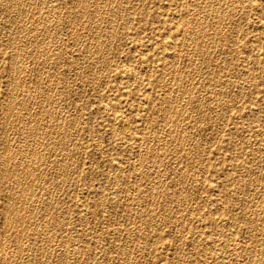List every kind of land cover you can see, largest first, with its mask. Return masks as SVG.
Listing matches in <instances>:
<instances>
[{
	"label": "rangeland",
	"instance_id": "374dc122",
	"mask_svg": "<svg viewBox=\"0 0 264 264\" xmlns=\"http://www.w3.org/2000/svg\"><path fill=\"white\" fill-rule=\"evenodd\" d=\"M14 1L0 0V264H20L22 254L21 264H264V0ZM106 5L109 11L104 12Z\"/></svg>",
	"mask_w": 264,
	"mask_h": 264
},
{
	"label": "bare ground",
	"instance_id": "6f19581e",
	"mask_svg": "<svg viewBox=\"0 0 264 264\" xmlns=\"http://www.w3.org/2000/svg\"><path fill=\"white\" fill-rule=\"evenodd\" d=\"M5 1H6V0H5ZM10 1H12V0H10ZM15 1H17V0H15ZM15 1H14V2H15ZM80 1H81V0H80ZM85 1H86V0H85ZM85 1L83 0V3H85ZM88 1H89V0H88ZM104 1H106V0H104ZM108 1H109V0H108ZM118 1H119V0H118ZM126 1H127V0H126ZM126 1L123 0V2H126ZM142 1H143V0H142ZM197 1H198V0H197ZM208 1H209V0H208ZM212 1H213V0H212ZM214 1H216V0H214ZM225 1H226V0H225ZM38 2H39V1H38ZM51 2H52V1H51ZM55 2H56V0H55ZM94 2H96V1H94ZM111 2H112V1H111ZM115 2H116V1H115ZM222 2H223V1H222ZM244 2H245V1H244ZM246 2H247V1H246ZM9 3H10V2H9ZM12 3H13V2H11V4H12ZM41 3H42V2H41ZM77 3H78V2H77ZM97 3H100V1H99V2H96V4H97ZM101 3H102V2H101ZM101 3H100V4H101ZM108 3H109V2H108ZM108 3H107V4H108ZM118 3H119V2H118ZM121 3H122V2H121ZM121 3H120V4H121ZM141 3H142V2H141ZM165 3H166V2H165ZM203 3H204V2H203ZM210 3H211V2H210ZM220 3H221V0H220ZM224 3H227V2H224ZM3 4H4V3H3ZM11 4H10V7H11ZM13 4H14V3H13ZM38 4L40 5V2H39ZM51 4H52V3H51ZM75 4H76V2H75ZM87 4H88V3H87ZM90 4H91V2H90ZM102 4H104V3H102ZM109 4H111V3H109ZM124 4H125V3H124ZM124 4H123V5H124ZM129 4H130V3H129ZM129 4H128V6H129ZM157 4H158V3H157ZM208 4H209V3H208ZM0 5H1V4H0ZM4 5H5V4H4ZM7 5H8V4H7ZM55 5H56V4H55ZM55 5H54V6H55ZM192 5H193V4H192ZM204 5H205V4H204ZM227 5H228V4H227ZM1 6H2V5H1ZM5 6H6V5H5ZM69 6H70V5H69ZM73 6H74V5H73ZM75 6H76V5H75ZM77 6H78V5H77ZM81 6H82V4H81ZM88 6H89V5H88ZM88 6H87V7H88ZM97 6H98V4H97ZM102 6H103V5H102ZM102 6H101V7H102ZM109 6H110V5H109ZM112 6H113V5H112ZM112 6H111V7H112ZM117 6H118V5H117ZM119 6H120L119 8H121V10H122L123 6H121V5H119ZM208 6H210V5H208ZM220 6H221V5H220ZM238 6H239V5H238ZM7 7H8V6H7ZM39 7H40V6H39ZM60 7H61V6H60ZM99 7H100V6H99ZM107 7H108V6L106 5V9H105L104 12H106V10L109 11V10H108L109 7H108V8H107ZM113 7H116V5L113 6ZM113 7H112V8H113ZM125 7H126V6H125ZM163 7H164V6H163ZM200 7H201V4H200ZM205 7H206V6H205ZM230 7H232V6H230ZM50 8H51V7H50ZM50 8H48V10H49ZM72 8L74 9V7H72ZM75 8H76V7H75ZM112 8H111V10H112ZM116 8H117V7H116ZM116 8H115V9H116ZM126 8H127V7H126ZM191 8H192V7H191ZM198 8H199V7H198ZM203 8H204V7H203ZM206 8H207V7H206ZM210 8H211V6H210ZM236 8H237V7H236ZM6 9H7V8H6ZM8 9H9V8H8ZM43 9H44V8H43ZM57 9H58V8H57ZM89 9H90V8H89ZM102 9H103V8H102ZM146 9H147V8H146ZM160 9H161V7H160ZM212 9H213V8H212ZM241 9H242V8H241ZM44 10H45V9H44ZM52 10H53V8H52ZM52 10H51V11H52ZM59 10H61V9H59ZM79 10H81V7H80ZM84 10H85V9H84ZM84 10H82L81 13H82ZM98 10H100V9L97 8V11H98ZM128 10H129V9H128ZM131 10H132V9H131ZM168 10H169V9H168ZM205 10H207V9H205ZM210 10H211V9H210ZM217 10H218V9H217ZM222 10H223V8H222ZM237 10H239V9H237ZM8 11H9V10H8ZM55 11H58V10H55ZM55 11H54V12H55ZM70 11H71V9H70ZM72 11H73V10H72ZM113 11H114V8H113ZM115 11H116V14H117V12H118L119 10L117 11V9H116ZM165 11H166V10H165ZM202 11H203V10H202ZM208 11H209V10H208ZM218 11L220 12L221 10L219 9ZM224 11H225V10H224ZM228 11H229V10H228ZM228 11H227V12H228ZM233 11H234V10H233ZM54 12H53V13H54ZM79 12H80V11H79ZM95 12H96V11H95ZM102 12H103V10H102ZM120 12H121V11H120ZM215 12H216V11H215ZM219 12H218V13H219ZM221 12H222V11H221ZM227 12H226V13H227ZM230 12H231V11H230ZM236 12H237V11H236ZM44 13H45V11H44ZM57 13H58V12H57ZM57 13H56V14H57ZM75 13H77V12H75ZM86 13H87V12H86ZM88 13H89V11H88ZM145 13H146V12H145ZM171 13H172V12H171ZM202 13H203V12H202ZM207 13H208V12H207ZM224 13H225V12H224ZM56 14H55V15H56ZM58 14H59V13H58ZM69 14H71V13H69ZM77 14H78V13H77ZM91 14H92V13H91ZM99 14H100V12H99ZM99 14H98V15H99ZM108 14H109V13H108ZM139 14H140V13H139ZM233 14H234V13H233ZM245 14H246V13H245ZM46 15H47V14H46ZM51 15H52V12H51ZM93 15H94V14H93ZM93 15H92V16H93ZM98 15H96V16L94 15V16L97 18ZM100 15H101V14H100ZM109 15H110V14H109ZM189 15H190V14H189ZM220 15H221V14H220ZM220 15H219V16H220ZM229 15H230V14H229ZM229 15H228V16H229ZM48 16H49V15H48ZM52 16H53V15H52ZM56 16H57V15H56ZM94 16H93V17H94ZM106 16H107V15H106ZM110 16H111V15H110ZM133 16H135V15H133ZM165 16H166V15H165ZM199 16H200V15H199ZM50 17H51V16H50ZM50 17H49V18H50ZM54 17H55V16H54ZM69 17H70V16H69ZM77 17H79V16H77ZM82 17H83V16H82ZM85 17H86V16H85ZM85 17H84V18H85ZM87 17H89V16H87ZM101 17H102V16H101ZM108 17H109V16H108ZM202 17H203V16H202ZM204 17H205V16H204ZM212 17H213V16H212ZM215 17H218V16H215ZM220 17H221V16H220ZM234 17H235V16H234ZM49 18L47 17V19H49ZM71 18H72V17H71ZM71 18H70V19H71ZM79 18H80V17H79ZM91 18H92V17H91ZM91 18H89V20H90ZM105 18H106V17H105ZM111 18H112V16H111ZM113 18H114V21H115V16H114ZM116 18H117L116 21H118V17H116ZM134 18H135V17H134ZM176 18H177V17H176ZM180 18H181V17H180ZM228 18H230V16H229ZM232 18H233V16H232ZM45 19H46V17H45ZM45 19H44V20H45ZM47 19H46V20H47ZM53 19H54V18H53ZM59 19H60V18H59ZM102 19L104 20V16L102 17ZM132 19H133V18H132ZM132 19H131V20H132ZM145 19H146V18H145ZM205 19H207V17H206ZM211 19H212V18H211ZM49 20H50V19H49ZM65 20H66V19H65ZM67 20H68V19H67ZM75 20H76V19H75ZM100 20H101V18H100L99 20H97V21L100 22ZM109 20H110V17H109ZM128 20H129V19H128ZM131 20H130V21H131ZM134 20H135V19H134ZM196 20H197V19H195V21H196ZM218 20H219V19H218ZM218 20H217V22H218ZM225 20H226V19H225ZM77 21H78V20H77ZM77 21H76V22H77ZM84 21L86 22V20H84ZM92 21H93V20H92ZM101 21H102V20H101ZM202 21H203V20H202ZM205 21H206V20H205ZM215 21H216V20H215ZM219 21H220V20H219ZM221 21H222V20H221ZM52 22H54V20H52ZM87 22H88V21H87ZM109 22H110V21H109ZM128 22H129V21H128ZM198 22H199V21H198ZM232 22H233V21H232ZM67 23L69 24V22H67ZM74 23H75V22H74ZM95 23H96V22H95ZM95 23H94V24H95ZM100 23H101V22H100ZM100 23H99V24H100ZM115 23H116V22H114V24H115ZM126 23H127V22H126ZM194 23H195V22H194ZM194 23H193V24H194ZM201 23H202V22H201ZM204 23L206 24V22H204ZM227 23H228V22H227ZM43 24H46V23L43 22ZM52 24H53V23H52ZM52 24H51V26H53ZM70 24H71V23H70ZM72 24H73V23H72ZM84 24H85V23H84ZM97 24H98V23H97ZM110 24H111V23H109L108 25H110ZM112 24H113V23H112ZM114 24H113V26H114ZM116 24H118V23H116ZM190 24H191V23H190ZM195 24H196V23H195ZM220 24H221V23H219V25H220ZM224 24H225V23H224ZM229 24H230V23H229ZM259 24H260V23H258V25H259ZM61 25H62V24H61ZM89 25H90V24H89ZM92 25H93V23H92ZM123 25H124V24H123ZM123 25H122V26H123ZM182 25H183V24H182ZM202 25L204 26V24H202ZM202 25H201V26H202ZM210 25H211V24H210ZM219 25H218V26H219ZM226 25H227V24H226ZM44 26H45V25H44ZM70 26H71V25H70ZM117 26H118V25H117ZM126 26H127V25H125L124 27L126 28ZM192 26H193V25H192ZM194 26H195V25H194ZM194 26H193V27H194ZM207 26H208V25H207ZM215 26H217V25H215ZM215 26H214V27H215ZM222 26H223V25H222ZM224 26H225V25H224ZM229 26H230V25H229ZM231 26H232V25H231ZM59 27H61V26H59ZM85 27H86V25H85ZM88 27H89V26H88ZM88 27H87V29H88ZM95 27H96V25H95ZM95 27H94V28H95ZM104 27H105V26H104ZM108 27H109V26H108ZM119 27H120V26H119ZM198 27H199V25H198ZM204 27H205V26H204ZM208 27H209V26H208ZM49 28H50V27H49ZM49 28L47 27V29H49ZM90 28H91V26H90ZM90 28H89V29H90ZM97 28L99 29V27H97ZM97 28H96V29H97ZM111 28H112V27H111ZM117 28H118V27H117ZM121 28H122V27H121ZM205 28H206V27H205ZM205 28H204V30H205ZM209 28H210V27H209ZM215 28H216V27H215ZM215 28H213V30H214ZM261 28H262V27H261ZM51 29H52V28H51ZM51 29H50V30H51ZM87 29H86V30H87ZM102 29H103V28H101V30H102ZM113 29H115V28L113 27ZM189 29H190V28H189ZM197 29H198V28H197ZM221 29H222V28H221ZM240 29H241V28H240ZM50 30H49V31H50ZM90 30L92 31V28H91ZM94 30H95V29H94ZM106 30H108V29H106ZM109 30H110V28H109ZM125 30H126V29H125ZM195 30H196V29H195ZM261 30L263 31V30H264V27H263V29H261ZM45 31H46V30H45ZM103 31H104V30H103ZM114 31H115V30H114ZM119 31H121V30H119ZM123 31H124V30H123ZM191 31H192V30H191ZM200 31H201V30H200ZM206 31H208V28L206 29ZM214 31H215V30H214ZM227 31H229V30H227ZM47 32H48V30H47ZM51 32H53V31H51ZM54 32H55V31H54ZM60 32H61V31H60ZM93 32H95V31H93ZM99 32H100V31H99ZM99 32H98V34H99ZM108 32H110V31H108ZM117 32H118V31H117ZM197 32H198V31H197ZM203 32H204V31H203ZM203 32H202V33H203ZM208 32H209V34H211V33H210V32H211L210 29H209ZM230 32H231V31H230ZM49 33H50V32H49ZM91 33H92V32H91ZM91 33H90V34H91ZM103 33H104V32H103ZM202 33H201V34H202ZM220 33H222V32H220ZM84 34H85V33H84ZM105 34H106V32H105ZM116 34H118V33H116ZM191 34H192V33H191ZM193 34H194V32H193ZM199 34H200V33H199ZM204 34H205V33H204ZM216 34H218V32H217ZM54 35H55V34H54ZM75 35H76V34H75ZM100 35H101V33H100ZM100 35H99V36H100ZM108 35H109V34H108ZM112 35H113V34L111 33V36H112ZM194 35H196V34H194ZM205 35H206V34H205ZM211 35H213V34H211ZM211 35H210V36H211ZM218 35H220V34H218ZM224 35H225V34H224ZM229 35H231V34H229ZM235 35L237 36V34H235ZM89 36H90V35H89ZM93 36H94V34H93ZM96 36H97V34H96ZM103 36H105V35H103ZM111 36H109V38H110ZM116 36L118 37V35H116ZM181 36H182V35H181ZM203 36H204V35H203ZM203 36H202V37H203ZM208 36H209V35H208ZM226 36H227V35H226ZM83 37H84V36H83ZM85 37H86V36H85ZM91 37H92V36H91ZM101 37H102V35H101ZM121 37H122V36H121ZM123 37H124V36H123ZM196 37H197V35H196ZM202 37H199V38H202ZM229 37H230V36H229ZM18 38H20V37H18ZM54 38H55V37H54ZM97 38H98V36L96 37V40H97ZM103 38H104V37H103ZM105 38H106V37H105ZM215 38H216V37H215ZM217 38H218V37H217ZM98 39H99V38H98ZM183 39H185V37H184ZM193 39H194V37H193ZM193 39H192V40H193ZM197 39H198V38H197ZM202 39H203V38H202ZM206 39H207V37H206ZM20 40H21V39H20ZM52 40H53V39H52ZM213 40H214V39H213ZM219 40H220V39H219ZM219 40H218V41H219ZM224 40H225V39H224ZM99 41H100V39H99ZM101 41H102V39H101ZM101 41H100V43H101ZM105 41H106V40H105ZM105 41H104V43H105ZM112 41H113V39H112ZM147 41H148V40H147ZM161 41H162V40H161ZM189 41H191V40H189ZM189 41L186 40L187 46L190 45V44L188 45ZM193 41H196V40H193ZM209 41H210V40H209ZM233 41H234V39H233ZM13 42H14V41H13ZM57 42H58V41H57ZM85 42H86V41H85ZM92 42H93V41H91V44H92ZM110 42H111V41H110ZM164 42H166V40H165V41H162V43H164ZM172 42H173V41H170L169 43H172ZM204 42H205V40H204ZM214 42H215V41H214ZM222 42H223V41H222ZM226 42H227V40H226ZM16 43H17V42H16ZM97 43H98V42H97ZM190 43H191V42H190ZM194 43H195V42H194ZM194 43H193V44H194ZM209 43H210V42H209ZM216 43H217V42H216ZM229 43H230V42H229ZM18 44L20 45V43H18ZM21 44H22V43H21ZM57 44H58V43H57ZM86 44H87V43H86ZM88 44H89V43H88ZM182 44H183V43H182ZM182 44H181V45H182ZM200 44H201V43H200ZM202 44H203V43H202ZM204 44H205V43H204ZM206 44H207V43H206ZM222 44H223V43H222ZM45 45H46V44H45ZM60 45H62V44H60ZM95 45H96V42H95ZM107 45H108V44H107ZM169 45H171V44H169ZM174 45H175V43H174ZM208 45H209V44H208ZM212 45H213V44H212ZM216 45H217V44H216ZM219 45H220V44H219ZM234 45H235V44H234ZM261 45H262V44H261ZM50 46L52 47V45H50ZM87 46H89V45H87ZM96 46H97V45H96ZM96 46H95V47H96ZM98 46H99V45H98ZM98 46H97V47H98ZM162 46H163V45H162ZM172 46H173V45H172ZM172 46H171V47H172ZM187 46H186V47H187ZM198 46H200V45H198ZM213 46H214V45H213ZM263 46H264V45H263ZM51 47H50V48H51ZM53 47H54V46H53ZM167 47H168V46H167ZM169 47H170V46H169ZM171 47H170V48H171ZM173 47H174V46H173ZM183 47H184V46H183ZM201 47H202V46H200V48H201ZM214 47H215V46H214ZM219 47H220V46H219ZM224 47H225V46H224ZM224 47H223V48H224ZM45 48H46V47H45ZM47 48H48V47H47ZM47 48H46V49H47ZM90 48H91V47H90ZM90 48H88V49H90ZM98 48H100V47H98ZM165 48H166V47H165ZM170 48H169V49H170ZM174 48H175V47H174ZM187 48H188V47H187ZM206 48H207V47H206ZM40 49H41V48H40ZM42 49H44V48H42ZM53 49H55V48H53ZM84 49H87V48H84ZM88 49H87V50H88ZM96 49H97V48H96ZM163 49H164V48H163ZM171 49H172V48H171ZM204 49H205V48H204ZM213 49H214V48H213ZM219 49H220V48H219ZM219 49H218V50H219ZM240 49H241V48H240ZM258 49H259V48H258ZM48 50H50V49H48ZM58 50H60V49H58ZM90 50H91V49H90ZM102 50H103V49H102ZM107 50H108V48H107ZM113 50H114V49H113ZM175 50H176V49H175ZM177 50H178V49H177ZM195 50H196V49H195ZM46 51H47V50H46ZM54 51H55V50H54ZM56 51H57V50H56ZM56 51H55V52H56ZM92 51H93V50H92ZM98 51H99V50H98ZM100 51H101V50H100ZM169 51H170V50H169ZM202 51H204V50H202ZM47 52H48V51H47ZM51 52H52V51H51ZM105 52H106V51H105ZM107 52H108V51H107ZM142 52H143V51H142ZM162 52H163V51H162ZM181 52H182V51H181ZM181 52H180V53H181ZM200 52H201V51H200ZM217 52H218V51H217ZM225 52H226V51H225ZM40 53H41V52H40ZM91 53H92V52H91ZM91 53H90V54H91ZM97 53H98V52H97ZM97 53H96V55H97ZM102 53H103V51H102ZM133 53H134V52H133ZM133 53H132V54H133ZM204 53H205V52H204ZM206 53H207V52H206ZM231 53H232V52H231ZM244 53H245V52H244ZM46 54H47V53H46ZM92 54H94V51H93ZM15 55H17V54H15ZM38 55H39V54H38ZM43 55H45V54H43ZM110 55H111V53H110ZM135 55H137V54H135ZM162 55L164 56V54H162ZM202 55H203V54H202ZM202 55H201V56H202ZM208 55H209V54H208ZM208 55H207V56H208ZM224 55H225V54H224ZM224 55H223V56H224ZM226 55H227V54H226ZM30 56H31V55H30ZM92 56H93V55H92ZM92 56H91V57H92ZM104 56H105V54H104ZM104 56H103V58H104ZM165 56H166V55H165ZM177 56H178V55H177ZM13 57H14V55H13ZM15 57H16V56H15ZM31 57H32V56H31ZM39 57H40V56H38L37 58H39ZM49 57H50V56H49ZM82 57H83V56H82ZM89 57H90V56H89ZM93 57H94V56H93ZM109 57H110V56H109ZM209 57H210V56H209ZM211 57H212V56H211ZM243 57H244V56H243ZM43 58H44V57H43ZM55 58H56V57H55ZM101 58H102V54H101ZM179 58H180V55H179ZM205 58H206V57H205ZM253 58H254V57H253ZM260 58H261V57H260ZM90 59H91V58H90ZM90 59H89V60H90ZM171 59H172V58H171ZM176 59H177V57H176ZM215 59H216V58H215ZM38 60H39V59H38ZM58 60H59V59H58ZM140 60H141V59H140ZM146 60H147V59H146ZM146 60H145V61H146ZM239 60H240V59H239ZM253 60H254V59H253ZM44 61H45V60H44ZM51 61H52V60H51ZM87 61H88V60H87ZM99 61L102 62L103 59H101V60H99ZM147 61H148V60H147ZM206 61H207V60H206ZM216 61H217V60H216ZM255 61H256V59H255ZM46 62H47V61H46ZM81 62H82V61H81ZM105 62H106V61H105ZM176 62H177V61H176ZM178 62H179V60H178ZM223 62H224V61H223ZM257 62H258V60H257ZM43 63H44V62H43ZM250 63H251V62H248V64H250ZM60 64H61V62H60ZM172 64H173V63H172ZM174 64H176V63H174ZM248 64H247V65H248ZM93 65H96V64H93ZM97 65H98V64H97ZM169 65H170V64H169ZM176 65H177V64H176ZM210 65H211V64H210ZM57 66H58V65H57ZM59 66H60V65H59ZM69 66H70V65H69ZM75 66H76V65H75ZM80 66L82 67L83 65H81V63H80ZM90 66H91V65H90ZM202 66H203V65H202ZM236 66H237V65H236ZM78 67H79V66H78ZM81 67H80V68H81ZM107 67H108V66H106V68H107ZM207 67H208V66H207ZM213 67H214V66H213ZM246 67H247V66H246ZM260 67H261V65H260ZM60 68H61V67H60ZM64 68H66V67H64ZM84 68H85V67H84ZM92 68H93V67H92ZM123 68H124V67H123ZM135 68H136V66H135ZM19 69H20V68H19ZM38 69H39V68H38ZM58 69H59V68H58ZM58 69H57V70H58ZM103 69H104V68H103ZM125 69H126V68H125ZM195 69H196V68H195ZM209 69H210V68H209ZM222 69H223V68H222ZM40 70H41V67H40ZM92 70H93V69H92ZM92 70H91V71H92ZM97 70H98V69H97ZM120 70H122V69H120ZM180 70H181V69H180ZM41 71H42V70H41ZM41 71H39V72H41ZM93 71H94V70H93ZM123 71H125V70L123 69ZM123 71H122V72H123ZM139 71H140V70H139ZM142 71H143V70H142ZM149 71H150V70H149ZM182 71H183V70H182ZM194 71H196V70H194ZM194 71H193V72H194ZM212 71H213V70H212ZM16 72H17V70H16ZM19 72H21V71L19 70ZM96 72H97V71H96ZM133 72H134V71H133ZM133 72H132V74H133ZM146 72H147V71H146ZM177 72H178V71H177ZM177 72H176V73H177ZM196 72H198V71H196ZM204 72H205V71H204ZM204 72H203V73H204ZM210 72H211V71H210ZM244 72H245V70H244ZM249 72H250V71H249ZM114 73H115V72H114ZM143 73H144V72H143ZM207 73H208V72H207ZM246 73H248V71H246ZM15 74H16V73H15ZM19 74H20V73H19ZM19 74H18V75H19ZM124 74L127 75V73H124ZM134 74H135V72H134ZM184 74H185V73H184ZM187 74H188V72H187ZM204 74H205V73H204ZM209 74H210V73H209ZM38 75H39V74H38ZM48 75H49V74H48ZM117 75H118V74H117ZM119 75H120V74H119ZM128 75H129V74H128ZM178 75H179V74H178ZM197 75H198V74H197ZM58 76H59V75H58ZM97 76H98V75H97ZM124 76H125V75H124ZM186 76H187V75H186ZM12 77H13V75H12ZM16 77H17V74H16ZM49 77H51V76H49ZM100 77H101V76H100ZM131 77H132V76H131ZM190 77H191V75H190ZM193 77H195V76H193ZM203 77H204V75H203ZM21 78H22V77H21ZM52 78H53V76H52ZM52 78H51V80H52ZM86 78H87V76H86ZM94 78H95V77H94ZM94 78H93V79H94ZM120 78H121V77H120ZM120 78H119V79H120ZM125 78H126V77H125ZM127 78H128V76H127ZM181 78H182V77H181ZM240 78H241V77H240ZM14 79H15V78H14ZM23 79H24V78H23ZM130 79H132V78H130ZM174 79H175V78H174ZM186 79H187V78H186ZM192 79H193V78H191V80H192ZM212 79H213V78H212ZM20 80H21V79H20ZM20 80H19V81H20ZM81 80H82V79H81ZM91 80H92V79H91ZM95 80H96V79H95ZM100 80H101V79H100ZM106 80H108V79H106ZM106 80H104V81H106ZM134 80H135V78H134ZM137 80H138V79H137ZM172 80H173V79H172ZM182 80H183V79H182ZM187 80H188V79H187ZM191 80H190V81H191ZM199 80H200V79H199ZM199 80H198V81H199ZM210 80H211V79H210ZM253 80H254V79H253ZM93 81H94V80H93ZM192 81H193V80H192ZM208 81H209V80H208ZM208 81H206V82H208ZM211 81H212V80H211ZM213 81H214V79H213ZM22 82H23V81H22ZM173 82H174V81H173ZM178 82H179V81H178ZM180 82H181V80H180ZM186 82H187V81H186ZM203 82H205V81H203ZM242 82H243V80H242ZM247 82H248V79H247ZM20 83H21V81H20ZM64 83H65V82H64ZM64 83H63V84H64ZM189 83L191 84V82H188L187 84H189ZM200 83H201V82H200ZM212 83H213V82H212ZM214 83H215V82H214ZM239 83H240V82H239ZM17 84H18V83H17ZM121 84H122V83H121ZM128 84H129V83H128ZM128 84H127V85H128ZM192 84H193V83H192ZM203 84H204V83H203ZM203 84H202V85H203ZM226 84H227V83H226ZM226 84H225V85H226ZM240 84H241V83H240ZM22 85H23V84H22ZM22 85H21V86H22ZM25 85H26V84H25ZM25 85H24V86H25ZM161 85H162V84H161ZM175 85H176V83H175ZM205 85H206V84H205ZM207 85H208V87H209V84H207ZM242 85H243V84H242ZM246 85H248V83H247ZM262 85H263V84H262ZM57 86H58V85H57ZM69 86H70V85H69ZM128 86H130V85H128ZM173 86H174V85H173ZM173 86H172V87H173ZM177 86H178V85H177ZM191 86H192V85H191ZM15 87H16V85H15ZM33 87H34V86H33ZM36 87H37V86H36ZM172 87H171V88H172ZM194 87H195V86H194ZM220 87H221V86H220ZM251 87H252V86H251ZM54 88H55V87H54ZM84 88H85V87H84ZM166 88H167V87H166ZM166 88H165V89H166ZM181 88H182V87H181ZM181 88H180V90H181ZM203 88H206V87H203ZM222 88H223V87H222ZM222 88H221V90H222ZM247 88H248V87H247ZM13 89H14V87H13ZM50 89H52V88H50ZM59 89H61V88H59ZM102 89H103V88H102ZM182 89H183V88H182ZM185 89H187V88H185ZM192 89H193V88H192ZM216 89H217V88H216ZM239 89H240V88H239ZM16 90H17V89H16ZM16 90H15V91H16ZM34 90H35V89H34ZM47 90H48V89H47ZM52 90H54V89H52ZM56 90H57V89H56ZM174 90H175V88H174ZM207 90H208V89H207ZM207 90H206V91H207ZM233 90H234V89H233ZM11 91H12V90H11ZM83 91H84V90H83ZM121 91H122V90H121ZM184 91H185V90H184ZM184 91H183V92H184ZM188 91H190V90H188ZM201 91H202V90H201ZM209 91H210V90H209ZM217 91H218V90H217ZM242 91H243V89H242ZM50 92H51V91H50ZM52 92H53V91H52ZM52 92H51L50 94H52ZM70 92H71V91H70ZM170 92H171V91H170ZM170 92H169V94H171ZM174 92H175V91H174ZM20 93H21V92H20ZM27 93H28V92H27ZM27 93H26V94H27ZM31 93H32V92H31ZM82 93H83V92H82ZM161 93H162V92H161ZM176 93H177V92H176ZM176 93H175V94H176ZM179 93H180V91H179ZM179 93H178V94H179ZM21 94H22V93H21ZM42 94H43V93H42ZM56 94H57V93H56ZM182 94H183V93H182ZM208 94H209V93H208ZM29 95H31V94L29 93ZM48 95H49V94H47V96H48ZM188 95H190V94L187 93V96H188ZM211 95H212V94H211ZM244 95H245V94H244ZM21 96H22V95H20V97H21ZM27 96H28V94H27ZM50 96H51V95H50ZM50 96H49V98H50ZM170 96H172V94H171ZM222 96H223V95H222ZM43 97H44V96H43ZM55 97H57V96H55ZM178 97H179V96H178ZM178 97H177V98H178ZM23 98H25V97H23ZM41 98H42V97H41ZM52 98H53V97H52ZM15 99H16V98H15ZM21 99H22V98H21ZM21 99H20V101H19L20 103H21ZM187 99H188V98H187ZM200 99H201V98H200ZM200 99H199V100H200ZM27 100H28V99H27ZM55 100H57V99L55 98ZM164 100H165V99H164ZM180 100H181V99H180ZM210 100H212V99H210ZM254 100H255V99H254ZM13 101H14V100H12V102H13ZM15 101H16V100H15ZM25 101H26V100H25ZM40 101H43V100H40ZM44 101H45V100H44ZM59 101H60V99H59ZM165 101H166V100H165ZM170 101H171V100H169V102H170ZM172 101H173V100H172ZM176 101H177V100H176ZM183 101H184V100H183ZM216 101H217V99H216ZM23 102H24V101H23ZM47 102H48V101H47ZM185 102H186V101H185ZM188 102H189V101H188ZM199 102H200V101H199ZM202 102H203V101H202ZM202 102H201V103H202ZM213 102H214V101H213ZM217 102H218V101H217ZM221 102H222V101H221ZM100 103H103V102H100ZM165 103H166V102H165ZM175 103H177V102H175ZM180 103H181V102H180ZM180 103H179V104H180ZM183 103H184V102H183ZM218 103H219V102H218ZM226 103H227V102H226ZM8 104H9V103H8ZM14 104H15V103H14ZM22 104H23V103H22ZM44 104H45V103H44ZM170 104H172V103H170ZM212 104H213V103H212ZM12 105H13V104H12ZM41 105H42V104H41ZM182 105H183V104H182ZM256 105H257V104H256ZM10 106H11V105H10ZM19 106H20V104H19ZM39 106H40V105H39ZM47 106H48V105H47ZM47 106H46V108H47ZM164 106H165V105H164ZM183 106H184V105H183ZM195 106H196V105H195ZM202 106H203V105H202ZM230 106H231V105H230ZM13 107H14V106H13ZM43 107H44V105H43ZM43 107H41V108H43ZM55 107H56V105H55ZM105 107H106V106H105ZM105 107H104V108H105ZM108 107H109V106H108ZM180 107H181V106H180ZM205 107H206V106H205ZM220 107H221V105H220ZM224 107H225V106H224ZM15 108H16V106H15ZM48 108H49V107H48ZM53 108H54V107H52V109H53ZM109 108H110V107H109ZM171 108H172V106H171ZM176 108H177V107H176ZM184 108H185V107H184ZM254 108H255V107H254ZM254 108H253V109H254ZM11 109H12V107H11ZM13 109H14V108H13ZM50 109H51V108H50ZM107 109H108V108H107ZM193 109H194V107H193ZM203 109H204V108H203ZM218 109H219V108H218ZM218 109H217V110H218ZM250 109H252V108H250ZM53 110H56V109L54 108ZM168 110H169V109H168ZM187 110H188V109H187ZM204 110H205V109H204ZM212 110H213V109H212ZM219 110H220V109H219ZM6 111H7V110H6ZM169 111H170V110H169ZM178 111H179V110H178ZM183 111H184V110H183ZM249 111H250V110H249ZM7 112H8V111H7ZM10 112H11V110H10ZM53 112H54V111H53ZM223 112H224V111H223ZM39 113H40V112H39ZM41 113H42V112H41ZM49 113H50V111H49ZM106 113H107V111H106ZM114 113H115V112H114ZM166 113H167V112H166ZM176 113H177V112H176ZM183 113H184V112H183ZM7 114H8V113H7ZM9 114H10V113H9ZM9 114L7 115L8 117H9ZM177 114H178V113H177ZM213 114H214V113H213ZM213 114H212V115H213ZM223 114H224V113H223ZM116 115H118V113H117ZM119 115H120V114H119ZM168 115H169V114H168ZM175 115H176V114H175ZM190 115H191V114H190ZM190 115H189V116H190ZM210 115H211V114H210ZM216 115H217V114H216ZM4 116H5V114H4ZM44 116H45V115H44ZM123 116H124V115H123ZM123 116H122V117H123ZM170 116H171V115H169V117H170ZM185 116H186V115H185ZM189 116H188V117H189ZM49 117H51V116H49ZM49 117H48V119H49ZM115 117H116V116H115ZM174 117H176V116H174ZM177 117H179V115H177ZM191 117H192V116H191ZM222 117H223V115H222ZM46 118H47V117H46ZM54 118H55V117H54ZM117 118H118V117H117ZM218 118H219V117H218ZM114 119H115V118H114ZM114 119H113V120H114ZM169 119H170V118H169ZM169 119H168V120H169ZM177 119H178V118H177ZM222 119H223V118H222ZM49 120H50V119H49ZM113 120H112V121H113ZM115 120H116V119H115ZM173 120H174V118H173ZM175 120H176V119H175ZM175 120H174V121H175ZM192 120H193V119H191L190 121H192ZM218 120H219V119H218ZM247 120H248V119H247ZM44 121H46V120L44 119ZM165 121H166V120H165ZM209 121H210V120H209ZM68 122H69V121H68ZM123 122H125V120H124ZM192 122H193V121H192ZM194 122H195V121H194ZM246 122H247V121H246ZM47 123H48V122H47ZM125 123H126V122H125ZM161 123H162V122H161ZM168 123H169V122H168ZM168 123H167V124H168ZM239 123H240V122H239ZM239 123H238V124H239ZM60 124H61V123H60ZM112 124H113V123H112ZM114 124H115V123H114ZM122 124H123V123H122ZM126 124H127V126H129L128 123H126ZM116 125H117V124H116ZM190 125H191V124H190ZM50 126H51V125H50ZM55 126H56V125H55ZM61 126H62V125H60L59 127L61 128ZM59 127H57V128L59 129ZM63 127H64V126H63ZM71 127H72V126H71ZM110 127H111V126H110ZM116 127H117V126H116ZM119 127H121V126H119ZM122 127H124V126H122ZM158 127H159V126H158ZM160 127H161V126H160ZM193 127H194V126H192V129H193ZM114 128H115V127H114ZM124 128H125V127H124ZM163 128H164V127H163ZM176 128H177V127H176ZM35 129H36V128H35ZM51 129H52V128H51ZM53 129H54V128H53ZM125 129H126V128H125ZM32 130H33V129H32ZM55 130H56V129H55ZM112 130H113V129H112ZM112 130H111V131H112ZM126 130H127V129H126ZM163 130H164V129H163ZM173 130H174V129H173ZM173 130H172V131H173ZM182 130H183V129H182ZM232 130H233V129H232ZM25 131H26V130H25ZM29 131H30V130H29ZM35 131H36V130H35ZM114 131H115V130H114ZM150 131H151V130H150ZM27 132H28V131H27ZM30 132H31V131H30ZM47 132H48V131H47ZM57 132H58V131H57ZM118 132H119V131H118ZM122 132H123V131H122ZM170 132H171V131H170ZM179 132H180V131H179ZM182 132H183V131H182ZM187 132H188V131H187ZM187 132H186V133H187ZM35 133L37 134V132H35ZM49 133H50V131H49ZM51 133H52V132H51ZM114 133H116V131H115ZM120 133H121V132H119L118 134H120ZM127 133H128V132H127ZM165 133H166V132H165ZM184 133H185V130H184ZM184 133H183V134H184ZM28 134H30V133H28ZM38 134H39V133H38ZM52 134H53V133H52ZM180 134H181V133H180ZM183 134H182V135H183ZM189 134H190V133H189ZM261 134H262V133H261ZM32 135H33V134H32ZM45 135H46V133H45ZM45 135H44V136H45ZM54 135H55V133H54ZM65 135H66V134H65ZM161 135H162V134H161ZM46 136H47V135H46ZM70 136H71V135H70ZM113 136H114V135H113ZM118 136H120V135H118ZM31 137H32V136L30 135V138H31ZM37 137H38V135H37ZM52 137H54V136H52ZM182 137H184L183 140L186 139V138H185V137H186L185 135H183ZM188 137H189V136H188ZM235 137H236V136H235ZM33 138H34V137H33ZM39 138H40V137H39ZM39 138H38V139H39ZM41 138H42V137H41ZM41 138H40V139H41ZM66 138H67V137H66ZM113 138H114V137H113ZM194 138H196V137H194ZM28 139H29V138H28ZM45 139H46V138H45ZM50 139H51V138H50ZM152 139H153V138H152ZM249 139H250V138H249ZM251 139H252V138H251ZM3 140H4V139H3ZM48 140H49V139H48ZM52 140H53V138H52ZM55 140H57V139H56V136H55ZM55 140H54V141H55ZM62 140H63V139H62ZM62 140H60L59 143H61ZM65 140H67V139H65ZM73 140H74V139H73ZM136 140L138 141V139H136ZM139 140H140V139H139ZM5 141H6V140H5ZM5 141H4V142H5ZM40 141H41V144H42V140H40ZM102 141H103V140H102ZM186 141H187V139H186ZM246 141H247V140H246ZM252 141H253V140H252ZM33 142H34V141H33ZM48 142H50V141H48ZM48 142H47V143H48ZM55 142H56V141H55ZM55 142H54V143H55ZM138 142H139V141H138ZM138 142H137V143H138ZM262 142H263V141H262ZM262 142H261V143H262ZM34 143H36V141H35ZM50 143H51V142H50ZM65 143H66V142H65ZM139 143L142 144L141 142H139ZM149 143H150V142H149ZM203 143H204V142H203ZM206 143H207V142H206ZM259 143H260V141H259ZM36 144H38V143H36ZM51 144H52V143H51ZM61 144H62V143H61ZM159 144H161V143H159ZM162 144H163V143H162ZM183 144H184V143H183ZM44 145H45V144H44ZM56 145H57V144H56ZM58 145H59V144H58ZM96 145H97V144H95V146H96ZM211 145H213V144H211ZM211 145H210V146H211ZM247 145H248V144H247ZM3 146H4V145H3ZM6 146H8V145H6ZM49 146H50V145H49ZM141 146H142V145H141ZM145 146H146V145H145ZM167 146H168V144H167L166 146H163V145H162L163 148H164V147H167ZM182 146H183V145H182ZM210 146H209V147H210ZM64 147H65V146H64ZM160 147H161V146H160ZM180 147H181V146H180ZM185 147H186V146H185ZM211 147H212V146H211ZM255 147H256V146H255ZM46 148H47V147H46ZM97 148H98V147H97ZM177 148H179V147H177ZM196 148H197V147H196ZM253 148H254V147H253ZM3 149H4V148H3ZM55 149H56V148H53V150H55ZM78 149H80V148H78ZM158 149H159V148H158ZM158 149H157V150H158ZM200 149H201V148H200ZM209 149H210V148H209ZM258 149H260V148H258ZM58 150H59V149H58ZM63 150H64V149H63ZM67 150H68V149H67ZM141 150H143V149H141ZM145 150H148V149H146V147H145ZM157 150H156V151H157ZM186 150H187V149H186ZM192 150H193V149H192ZM250 150H251V149H250ZM61 151H62V150H61ZM61 151H60V153H61ZM65 151H66V150H65ZM104 151H105V149H104ZM160 151H161V150H160ZM164 151H165V150H164ZM176 151H177V149H176ZM4 152H5V150H4ZM23 152H24V151H23ZM51 152H52V151H51ZM57 152H59V151H57ZM69 152H70V151H69ZM142 152H143V151H142ZM196 152H197V150H196ZM35 153H36V152H35ZM37 153H40V152H37ZM63 153H64V151H63ZM71 153L73 154V152H71ZM139 153H140V151H139ZM145 153H147V151H146ZM149 153H150V152H149ZM156 153H157V152H156ZM33 154H34V153H33ZM43 154H44V153H43ZM165 154H167V152H166ZM187 154H189V153H187ZM195 154H196V153H195ZM205 154H207V153H205ZM2 155H3V154H2ZM44 155H45V154H44ZM44 155H43V156H44ZM64 155H65V154H64ZM101 155H102V154H101ZM141 155H142V154H141ZM153 155H154V154H153ZM153 155H152V157H153ZM157 155H158V154H157ZM157 155H156V156H157ZM160 155H161V154H160ZM162 155H163V154H162ZM20 156H21V155H20ZM33 156H34V155H33ZM62 156H63V155H62ZM138 156H139V154H138ZM181 156H182V155H181ZM181 156H180V158H181ZM185 156H187V155L185 154ZM189 156H190V155H189ZM189 156H188V157H189ZM9 157H10V156H9ZM15 157H16V156H15ZM18 157H19V156H18ZM29 157H30V156H29ZM36 157H37V156H36ZM38 157H39V156H38ZM40 157H41V156H40ZM44 157H45V156H44ZM154 157H155V156H154ZM160 157L163 158V156H159V158H160ZM182 157H183V156H182ZM197 157H198V154H197ZM200 157H201V156H200ZM249 157H250V156H249ZM13 158H14V157H13ZM21 158H22V156H21ZM30 158H31V157H30ZM72 158H74V157H72ZM16 159H17V158H16ZM19 159H20V157H19ZM45 159H46V158H45ZM45 159H44V161H45ZM65 159H66V158H65ZM65 159H64V161H65ZM178 159H179V157H178ZM200 159H201V158H200ZM29 160H30V159H29ZM36 160H37V159H36ZM60 160H61V159H60ZM76 160H78V159H76ZM140 160H141V159H140ZM180 160H181V159H180ZM180 160H178V161H180ZM195 160H196V159H195ZM261 160H262V159H261ZM2 161H3V160H2ZM15 161H16V160H15ZM15 161H14V162H15ZM27 161H28V160H27ZM64 161H63V162H64ZM71 161H72V160H71ZM176 161H177V160H176ZM181 161H182V160H181ZM188 161H189V160H188ZM199 161H200V160H199ZM199 161H198V162H199ZM18 162H19V161H18ZM20 162H21V161H20ZM25 162H26V160H25ZM53 162H54V161H53ZM67 162H69V161H67ZM186 162H187V161H186ZM198 162H195V163H198ZM200 162H201V161H200ZM251 162H252V161H251ZM4 163H5V162H4ZM35 163H36V162H35ZM38 163H39V162H38ZM40 163H41V162H40ZM46 163H47V162H46ZM70 163H71V162H70ZM70 163H68V165H69ZM72 163H73V162H72ZM96 163H97V162H96ZM113 163H115V162H113ZM113 163H112V164H113ZM135 163H136V162H135ZM152 163H153V161H152L150 164H152ZM155 163H156V162H155ZM187 163H188V162H187ZM193 163H194V162H193ZM193 163H191V165H192ZM14 164H15V163H14ZM17 164H18V163H17ZM49 164H50V162H49ZM58 164H60V163H58ZM61 164H63V163L61 162ZM61 164H60V165H61ZM73 164H74V163H73ZM73 164H72V165H73ZM136 164H137V163H136ZM139 164H140V163H139ZM200 164H201V163H200ZM32 165H33V164H32ZM42 165H43V164H42ZM60 165L58 166V169L60 168ZM65 165H66V164H65ZM113 165L115 166V165H117V164H113ZM142 165H143V163H142ZM144 165L147 166L146 164H144ZM4 166H5V165H4ZM24 166H26V165H24ZM30 166H31V165H30ZM38 166H40V165H38ZM43 166H44V165H43ZM70 166H71V165H70ZM194 166H195V165H194ZM262 166H263V165H262ZM16 167H17V166H16ZM26 167H27V166H26ZM56 167H57V166H56ZM61 167H62V166H61ZM63 167H64V166H63ZM148 167H149V166H148ZM4 168H5V167H4ZM13 168H14V167H13ZM22 168H23V167H22ZM29 168H30V167H29ZM34 168H36V167H34ZM117 168H118V167H117ZM120 168H121V167H120ZM156 168H157V167H156ZM43 169H44V168H42L41 170H43ZM66 169H67V168H66ZM147 169H148V168H146V171H147ZM182 169H183V168H182ZM186 169H188V168H186ZM243 169H244V168H243ZM5 170H6V169H5ZM5 170H4V171H5ZM11 170H12V169H11ZM15 170H16V169H15ZM116 170H117V169H116ZM154 170H155V169H153V171H154ZM179 170H180V169H179ZM190 170H191V168H190ZM258 170H259V169H258ZM22 171H23V169H22ZM27 171H28V170H27ZM27 171H26V172H27ZM34 171H36V169H35ZM34 171H33V173H34ZM37 171H38V170H37ZM58 171H59V170H57V172H58ZM64 171H65V169H64ZM74 171H75V170H74ZM142 171H143V170H142ZM153 171H152V172H153ZM188 171H189V170H188ZM256 171H257V170H256ZM261 171H262V170H261ZM28 172H29V171H28ZM31 172H32V171H31ZM42 172H43V171H42ZM61 172H63V171H61ZM66 172H67V171H66ZM66 172H64V173H66ZM69 172H70V171H69ZM72 172H73V171H72ZM144 172H145V170H144ZM158 172H159V171H158ZM177 172H179V171H177ZM21 173H22V172H21ZM21 173H20V174H21ZM74 173H77V172H74ZM107 173H108V172H107ZM185 173H186V172H185ZM259 173H260V172H259ZM11 174H12V173H11ZM13 174H14V173H13ZM29 174H30V172H29ZM38 174H39V173H38ZM38 174H37V175H38ZM138 174H139V173H138ZM147 174H149V173L147 172ZM150 174H151V171H150ZM187 174H188V173H187ZM187 174H186V176H187ZM16 175H17V174H16ZM27 175H28V173H27ZM27 175H25V176H27ZM63 175H64V174H63ZM65 175H66V174H65ZM74 175H75V174H74ZM106 175H107V174H106ZM142 175H144V174H142ZM153 175H154V174H153ZM188 175H189V174H188ZM3 176H4V175H3ZM10 176H12V175H10ZM17 176H18V175H17ZM28 176H30V175H28ZM34 176H35V174H34ZM61 176H62V175H61ZM140 176H141V174H140ZM164 176H165V175H164ZM223 176H224V175H223ZM244 176H245V175H244ZM254 176H255V175H254ZM37 177H38V176H37ZM40 177H41V175H40ZM48 177H49V176H48ZM52 177H53V176H52ZM68 177H69V176H68ZM149 177H150V176H149ZM156 177H157V175H156ZM177 177H178V176H177ZM187 177H189V176H187ZM196 177H197V176H196ZM224 177H225V176H224ZM256 177H257V176H256ZM260 177H261V176H260ZM20 178H21V177H20ZM24 178H25V177H24ZM31 178H32V177H31ZM69 178H70V177H69ZM115 178H116V177H115ZM145 178H146V177H145ZM164 178H165V177H164ZM164 178H163V180H164ZM251 178L253 179L254 177H251ZM7 179H8V178H7ZM10 179H12V178H9L8 180H10ZM16 179L18 180L17 177H16ZM25 179H26V178H25ZM27 179H28V177H27ZM61 179H63V178H61ZM183 179H184V178H183ZM255 179L257 180V178H255ZM33 180H34V179H33ZM37 180H38V179H37ZM65 180H66V179H65ZM148 180H150V179H148ZM163 180H162V181H163ZM185 180H186V178H185ZM25 181H26V180H25ZM31 181H32V180H31ZM56 181H57V179H56ZM60 181H61V180H60ZM60 181H58V183H59ZM67 181H68V180H67ZM116 181H117V180H116ZM156 181H158V180H156ZM253 181H254V179H253ZM5 182H6V181H5ZM15 182H16V181H15ZM28 182H29V183H32V182H30V181H28ZM74 182H75V181H73V183H74ZM140 182L142 183V180H141ZM146 182H147V180H146ZM61 183H62V181H61ZM132 183H133V182H132ZM132 183H131V184H132ZM157 183H158V182H157ZM197 183H198V182H197ZM253 183H254V182H253ZM16 184H17V183H16ZM27 184H28V183H27ZM158 184H159V183H158ZM257 184H258V183H257ZM261 184H262V182H261ZM17 185H18V184H17ZM29 185H30V184H29ZM58 185H60V184H58ZM62 185H63V183H62ZM62 185H61V186H62ZM74 185H75V184H74ZM192 185H193V184H192ZM14 186H15V185H14ZM66 186H68V185H66ZM139 186H141V185H139ZM149 186H150V185H149ZM149 186H148V188H150ZM154 186H155V184H154ZM242 186H243V185H242ZM27 187H29V186L27 185ZM117 187H118V185H117ZM187 187H188V186H187ZM12 188H13V186H12ZM20 188H21V187H20ZM24 188H25V187H24ZM151 188H152V187H151ZM252 188H253V187H252ZM14 189H15V188H14ZM27 189H28V188H27ZM27 189H26V190H27ZM89 189H90V188H89ZM114 189H115V188H114ZM137 189H138V188H137ZM153 189H154V187H153ZM11 190H13V189H11ZM24 190H25V189H24ZM24 190H23V191H24ZM112 190H113V189H112ZM117 190H119V188H117ZM151 190H152V189H151ZM155 190H156V189H155ZM155 190H154V191H155ZM179 190H180V189H179ZM204 190H205V189H204ZM17 191H18V190H17ZM137 191H138V190H137ZM148 191H149V190H148ZM154 191H153V192H154ZM262 191H263V190H262ZM21 192H22V191H21ZM21 192H20V193L18 192V193L21 194ZM111 192H113V191H111ZM133 192H135V191L133 190ZM153 192H152V193H153ZM156 192H157V191H156ZM169 192H170V191H169ZM29 193H33V192L30 191ZM45 193H46V192H45ZM118 193H120V191H119ZM23 194H24V192H23ZM43 194H44V193H43ZM130 194H131V193H130ZM172 194H173V193H172ZM10 195H11V194H10ZM10 195H9V197H11ZM25 195H26V194H25ZM47 195H48V194H47ZM103 195H104V194H103ZM116 195H117V194H116ZM155 195H156V194H155ZM23 196H24V195H23ZM30 196H31V195H30ZM101 196H102V195H101ZM125 196H126V194H125ZM127 196H128V195H127ZM137 196H138V194H137ZM137 196H136V197H137ZM139 196H140V195H139ZM159 196H160V195H159ZM185 196H186V195H185ZM205 196H206V195H205ZM6 197H7V196H6ZM24 197H26V196H24ZM113 197H114V196H113ZM143 197H144V193H143ZM150 197H151V196H150ZM156 197H157V196H156ZM202 197H203V196H202ZM247 197H248V196H247ZM247 197H245V198H247ZM16 198H17V196H16ZM19 198H20V197H19ZM114 198H115V197H114ZM141 198H142V197H141ZM145 198H146V197H145ZM159 198H160V197H159ZM184 198H185V197H184ZM184 198H183V199H184ZM191 198H192V197H191ZM248 198H249V197H248ZM7 199H8V198H7ZM9 199H10V198H9ZM48 199H49V198H48ZM100 199H101V198H100ZM128 199H130V198L128 197ZM131 199H132V198H131ZM131 199H130V200H131ZM16 200H17V199H16ZM138 200H140V199H138ZM166 200H167V199H165V201H166ZM193 200H195V199H193ZM193 200H192V201H193ZM247 200H248V199H247ZM247 200H246V201H247ZM91 201H92V200H91ZM135 201H136V200H135ZM165 201H164V202H165ZM167 201H168V200H167ZM104 202H105V201H104ZM161 202H162V201H161ZM184 202H185V201H184ZM255 202H256V200H255ZM7 203H8V202H7ZM44 203H45V202H44ZM136 203H137V202H136ZM152 203H153V202H152ZM206 203H207V202H206ZM246 203H248V202H246ZM22 204H23V203H22ZM22 204H21V205H22ZM48 204H49V203H48ZM51 204H52V203H51ZM115 204H116V203H115ZM156 204H157V203H156ZM190 204H191V203H190ZM21 205L19 206L20 209H21ZM41 205H43V204H41ZM52 205H53V204H52ZM54 205H55V204H54ZM100 205H101V204H100ZM118 205H119V204H118ZM121 205H122V204H121ZM217 205H218V204H217ZM247 205H248V204H246V206H247ZM17 206H18V205H17ZM17 206H16V207H17ZM49 206H51V205H49ZM112 206H113V205H112ZM135 206H136V205H135ZM143 206H144V205H143ZM221 206H222V205L220 204V207H221ZM14 207H15V206H14ZM47 207H48V205H47ZM154 207H155V206H154ZM154 207H153V208H154ZM7 208H8V207H7ZM17 208H18V207H17ZM17 208H16V209H17ZM44 208H45V207H44ZM100 208H102V207H100ZM103 208H104V207H103ZM116 208H117V207H116ZM137 208H138V207H137ZM223 208H224V207H223ZM11 209H12V211H13V205H12V208H11ZM14 209H15V208H14ZM48 209H49V207H48ZM90 209H92V208H90ZM97 209H98V208H97ZM114 209H115V208H114ZM163 209H164V208H163ZM165 209H166V208H165ZM258 209H259V207H258ZM109 210H110V209H109ZM132 210H133V209H132ZM144 210H145V209H144ZM152 210H153V209H152ZM14 211H15V210H14ZM145 211H146V210H145ZM165 211H166V210H165ZM9 212L11 213V211H9ZM40 212H41V211H40ZM96 212H97V211H96ZM46 213H47V212H46ZM46 213H45V214H46ZM149 213H151V212H149ZM254 213H256V212L254 211ZM19 214H20V212H19ZM19 214H18V215H19ZM85 214H86V213H85ZM93 214H94V213H93ZM101 214H102V213H101ZM110 214H111V213H110ZM151 214H152V213H151ZM261 214H262V213H261ZM23 215H24V214H23ZM48 215H49V214H48ZM54 215H55V214H54ZM104 215H105V214H104ZM208 215H209V214H208ZM247 215H248V214H247ZM16 216H17V215H16ZM51 216H52V215H51ZM78 216H79V215H78ZM84 216H85V215H84ZM133 216H134V214H133ZM135 216H136V215H135ZM13 217H14V216H13ZM20 217H21V216H20ZM40 217H41V216H40ZM86 217H87V216H86ZM109 217H110V215H109ZM114 217H115V216H114ZM117 217H118V216H117ZM117 217H116V218H117ZM156 217H157V216H156ZM216 217H217V216H216ZM250 217H251V216H250ZM250 217H249V218H250ZM253 217H254V216H253ZM5 218H8V217H5ZM42 218H43V216H42ZM44 218H45V217H44ZM180 218H181V217H180ZM226 218H227V217H226ZM226 218H225V219H226ZM244 218H245V217H244ZM261 218H262V217H261ZM16 219H17V218H16ZM22 219H23V218H22ZM47 219H49V218H47ZM126 219H127V218H126ZM132 219H133V218H132ZM195 219H196V218H195ZM217 219H218V218H217ZM228 219H229V217H228ZM253 219H254V218H253ZM253 219H252V220H253ZM80 220H81V219H80ZM130 220H131V219H130ZM130 220H129V221H130ZM135 220H136V219H135ZM213 220H214V219H213ZM215 220H216V219H215ZM252 220H251V221H252ZM5 221H6V220H5ZM89 221H90V220H89ZM103 221H104V220H103ZM129 221H128V222H129ZM133 221H134V219H133ZM226 221H227V220H226ZM9 222H10V221H9ZM12 222H13V221H12ZM15 222H17V221H15ZM98 222H99V221H98ZM5 223H6V222H5ZM17 223H18V222H17ZM48 223H49V222H48ZM63 223H64V222H63ZM63 223H62V224H63ZM96 223H97V222H96ZM132 223H133V222H131V223H129V224H132ZM153 223H154V222H153ZM155 223H156V222H155ZM215 223H216V222H215ZM218 223H220V221H219ZM260 223L262 224L263 222H260ZM2 224H3V223H2ZM12 224H13V223H12ZM50 224H51V223H50ZM52 224H53V223H52ZM58 224H59V223H58ZM136 224H137V223H136ZM136 224H135V226H136ZM149 224H151V223H149ZM6 225H8V224H6ZM14 225H15V224H14ZM19 225L21 226V224H19ZM44 225H45V223H44ZM48 225H49V224H48ZM48 225H47V226H48ZM54 225H55V224H54ZM176 225H177V224H176ZM181 225H182V224H181ZM183 225H185V224H183ZM197 225H198V224H197ZM224 225H225V224H224ZM224 225L222 224V226H224ZM250 225H251V224H250ZM3 226H4V225H3ZM15 226H16V225H15ZM41 226H43V225H41ZM79 226H80V225H79ZM86 226H87V225H86ZM257 226H258V223H257ZM259 226H260V225H259ZM261 226H263V225H261ZM52 227H53V225H52ZM58 227H59V226H58ZM58 227H57V228H58ZM84 227H85V226H84ZM84 227H83V228H84ZM140 227H141V225H140ZM143 227H144V226H143ZM197 227H198V226H197ZM200 227H201V226H199L198 228H200ZM220 227H221V226H220ZM220 227H219V228H220ZM7 228H8V226H7ZM21 228H22V227H21ZM24 228H25V226H24ZM24 228H22V229H24ZM41 228H42V227H41ZM45 228H46V227H45ZM103 228H104V227H103ZM156 228H157V227H155V229H156ZM177 228H178V227H177ZM195 228H196V227H195ZM216 228H217V226H216ZM222 228H223V227H222ZM251 228H252V227H251ZM5 229H6V228H5ZM10 229H11V228H10ZM58 229H59V228H58ZM115 229H116V228H115ZM143 229H144V228H143ZM143 229H140V230H143ZM175 229H176V228H175ZM262 229H263V228H262ZM6 230H7V229H6ZM6 230H5V231H2V234H3V232H6ZM14 230H16L15 227H14ZM32 230H33V229H32ZM32 230H31V231H32ZM43 230H44V229H43ZM45 230H46V229H45ZM91 230H92V229H91ZM150 230H151V229H150ZM153 230H154V229H153ZM200 230H201V229H200ZM215 230H216V229H215ZM7 231H9V230H7ZM34 231H35V230H34ZM34 231H33V232H34ZM53 231H54V230H53ZM100 231H102V229H101ZM221 231H222V230H221ZM42 232H43V231H42ZM44 232H45V231H44ZM58 232H59V230H58ZM139 232H140V231H139ZM139 232H138V233H139ZM176 232H177V231H176ZM259 232H260V231H259ZM21 233H22V231H21ZM35 233H36V232H34V234H35ZM49 233H50V232H49ZM49 233H48V235H49ZM53 233H54V232H53ZM79 233H80V232H79ZM86 233H87V232H86ZM98 233H101V232H98ZM145 233H146V232H145ZM152 233H153V232H152ZM183 233H184V232H183ZM251 233H252V232H251ZM253 233L256 234V232H253ZM0 234H1V233H0ZM24 234H25V233H24ZM31 234H32V233H31ZM44 234H45V233H44ZM56 234H57V233H56ZM77 234H78V233H77ZM94 234H95V233H94ZM140 234H141V233H140ZM149 234H150V233H149ZM181 234H182V233H181ZM220 234H221V233H220ZM41 235H42V234H41ZM48 235H47V236H48ZM85 235H87V234H85ZM98 235H99V234H98ZM184 235H185V234H184ZM197 235H198V234H197ZM199 235H200V234H199ZM235 235H236V234H235ZM253 235H254V234H253ZM13 236H14V235H13ZM15 236H17V235H15ZM21 236H22V235H20V237H21ZM35 236H36V234H35ZM55 236H56V235H55ZM74 236H75V235H74ZM87 236H88V235H87ZM96 236H97V235H96ZM100 236H101V235H100ZM133 236H134V235H133ZM249 236H250V235H249ZM18 237H19V236H18ZM42 237H43V236H41V238H42ZM45 237H46V236H45ZM77 237H78V236H77ZM79 237H81V236H79ZM139 237H140V236H139ZM195 237H196V236H195ZM233 237H235V236H233ZM252 237H253V236H252ZM254 237H255V235H254ZM15 238H16V237H15ZM24 238H25V237H24ZM31 238H32V237H31ZM37 238H38V237H37ZM41 238H40V239H41ZM63 238H64V237H63ZM74 238H75V237H74ZM86 238H87V237H86ZM88 238H89V237H88ZM100 238H101V237H99L98 240H100ZM261 238H262V237H261ZM76 239H77V238H76ZM91 239H92V238H91ZM207 239H208V238H207ZM253 239H254V238H253ZM15 240H16V239H15ZM37 240H38V239H37ZM41 240H42V239H41ZM41 240H40V241H41ZM73 240H74V239H73ZM78 240H80V239H78ZM121 240H122V239H121ZM139 240H140V239H139ZM139 240H138V241H139ZM203 240H204V238H203ZM236 240H237V239H236ZM22 241H23V240H22ZM30 241H32V239H31ZM43 241H44V240H43ZM45 241H46V240H45ZM50 241H51V240H50ZM134 241H135V240H134ZM145 241H146V240H145ZM148 241H149V240H148ZM231 241H232V240H231ZM233 241H234V240H233ZM246 241H247V239H246ZM255 241H256V240H255ZM258 241H259V239H258ZM261 241H262V240H261ZM261 241H260V242H261ZM5 242H6V241H5ZM15 242H17V241H15ZM15 242H14V243H15ZM18 242H20V241H18ZM46 242L48 243V241H46ZM54 242H55V241H54ZM57 242H58V241H57ZM249 242H250V241H249ZM0 243H1V241H0ZM28 243H29V242H28ZM36 243H37V242H36ZM51 243H53V241H52ZM60 243H61V242H60ZM64 243H65V242H64ZM84 243H86V242H84ZM115 243H116V241H115ZM134 243H135V242H134ZM147 243H148V242H147ZM240 243H241V242H240ZM245 243H246V242H245ZM17 244H18V243H17ZM38 244H39V243H38ZM74 244H75V243H74ZM74 244H73V245H74ZM137 244H138V243H137ZM139 244H140V243H139ZM257 244L260 245L259 243H257ZM257 244H256V245H257ZM0 245H1V244H0ZM12 245H13V244H12ZM20 245H21V243H20L18 246H20ZM47 245H48V244H47ZM82 245H83V244H82ZM89 245H90V244H89ZM103 245H104V244H103ZM123 245H124V244H123ZM129 245H130V244H129ZM258 245H257V246H258ZM9 246H10V245H9ZM21 246H22V245H21ZM32 246H34V244H33ZM49 246H50V245H49ZM61 246H62V245H61ZM61 246H60V247H61ZM257 246H256V247H257ZM7 247H8V246H7ZM13 247H14V246H13ZM22 247H23V246H22ZM22 247H20V248H22ZM28 247H29V246H28ZM46 247H47V246H46ZM50 247H51V246H50ZM50 247H48V248H50ZM53 247H54V246H53ZM81 247H82V246H81ZM104 247H105V246H104ZM106 247H107V246H106ZM126 247H128V246H126ZM207 247H208V246H207ZM247 247H249V245H248ZM254 247H255V245H254ZM258 247H259V246H258ZM258 247H257V249H258ZM262 247H263V245H262ZM0 248L2 249L3 247L1 246ZM11 248H12V247H11ZM24 248H25V247H24ZM34 248H35V247H34ZM86 248H87V247H86ZM121 248H122V247H121ZM131 248H132V247H131ZM183 248H184V245H183ZM249 248H250V247H249ZM8 249H9V248H8ZM29 249H30V247H29ZM29 249H28V250H29ZM52 249H53V248H52ZM83 249H84V248H83ZM119 249H120V248H119ZM139 249H140V248H139ZM225 249H226V248H225ZM4 250H5V248H4ZM17 250H18V249H17ZM17 250H16V251H17ZM34 250H35V249H34ZM47 250H48V249H47ZM105 250H106V249H105ZM107 250H108V249H107ZM117 250H118V249H117ZM132 250H133V249H132ZM202 250H203V249H202ZM253 250H254V249H253ZM20 251H21V250H20ZM40 251H41V250H40ZM48 251H49V250H48ZM81 251H83V250H81ZM124 251H125V250H124ZM144 251H145V250H144ZM208 251H209V250H208ZM223 251H224V250H223ZM258 251H259V250H257V252H258ZM263 251H264V250H263ZM7 252H8V251H7ZM18 252H19V251H18ZM24 252H26V251L24 250ZM24 252H23V253H24ZM43 252H44V250H43ZM70 252H71V250H70ZM109 252H110V251H109ZM220 252H222V250H221ZM8 253H9V252H8ZM14 253H15V252H14ZM19 253H20V252H19ZM39 253H40V252H39ZM49 253H50V252H49ZM65 253L67 254V252H65ZM72 253H73V252H72ZM72 253H71V254H72ZM114 253H115V252H114ZM123 253H124V252H123ZM245 253H246V252H245ZM261 253H262V252H261ZM16 254H17V253H16ZM29 254H30V253H29ZM37 254H38V253H37ZM43 254H44V253H43ZM66 254H65V255H66ZM94 254H95V251H94ZM101 254H102V251H101ZM115 254H116V253H115ZM137 254H138V253H137ZM137 254H136V255H137ZM146 254H147V253H146ZM182 254H183V253H182ZM239 254L242 255V253H239ZM246 254H247V253H246ZM263 254H264V253H263ZM6 255H7V254H6ZM6 255H5V256H6ZM22 255H24V254H22ZM22 255H20V256H21L20 260L18 259V260L20 261V264H21ZM31 255H32V254H31ZM51 255H52V253L50 254V256H51ZM124 255H125V254H124ZM250 255H251V254H250ZM256 255H259V254L256 253ZM10 256H11V255H10ZM12 256H13V255H12ZM50 256H49V257H50ZM102 256H103V255H102ZM102 256H101V258H102ZM107 256H109V255H106V257H107ZM110 256H111V255H110ZM116 256H117V255H116ZM129 256H130V255H129ZM129 256H128V257H129ZM177 256H178V255H177ZM199 256H200V255H199ZM248 256H249V255H248ZM248 256H246V257H248ZM261 256H262V255H260V257H261ZM7 257H9V256L7 255ZM28 257H29V256H28ZM46 257H47V256H46ZM53 257H54V256H53ZM64 257H65V256H64ZM88 257H89V256H88ZM130 257H131V256H130ZM144 257H146V256H144ZM171 257H172V256H171ZM204 257H205V256H204ZM252 257H254V256L252 255ZM255 257H256V256H255ZM260 257H259V258H260ZM29 258L31 259V257H29ZM29 258H28V259H29ZM71 258H72V257H71ZM123 258H125V256H123L122 259H119V261H120V260H123ZM176 258H177V257H176ZM236 258H237V257H236ZM9 259H10V258H9ZM9 259H8V260H9ZM14 259H15V258H14ZM30 259H29V260H30ZM34 259H36V258H34ZM51 259H52V257H51ZM77 259H78V258H77ZM77 259H76V260H77ZM79 259H80V258H79ZM86 259H87V258H86ZM88 259H89V258H88ZM133 259H135V258H133ZM180 259H181V258H180ZM252 259H253V258H252ZM254 259H255V258H254ZM256 259H257V258H256ZM1 260H2V259H1ZM4 260H5V259H4ZM8 260H5L4 262H6V261H8ZM12 260H13V259H12ZM18 260H17V261H18ZM29 260H28V261H29ZM48 260H49V259H48ZM193 260H194V259H193ZM199 260H200V257H199ZM240 260H242V259H240ZM249 260H250V259H249ZM259 260H260V259H259ZM15 261H16V260H15ZM28 261H27V262H28ZM43 261H44V260H43ZM62 261H63V260H62ZM86 261H87V260H86ZM86 261H85V262H86ZM88 261H89V260H88ZM96 261H97V260H96ZM131 261H133V260L131 259ZM131 261H130V262H131ZM236 261H237V260H236ZM245 261H247V259H246ZM253 261H255V260H253ZM29 262H30V261H29ZM31 262H33V261H31ZM41 262H42V261H41ZM60 262H61V261H60ZM79 262H80V261H79ZM100 262H102V261H100ZM241 262H242V261H241ZM248 262H249V261H248ZM255 262H256V261H255ZM259 262H260V261H259ZM262 262H263V261H262ZM34 263H36V262H34ZM37 263H38V262H37ZM47 263H48V262H47ZM62 263H63V262H62ZM94 263H95V262H94ZM233 263H234V262H233ZM236 263H237V262H236ZM250 263H251V261H250ZM250 263H249V264H250ZM5 264H6V263H5ZM7 264H8V263H7ZM12 264H13V263H12ZM26 264H28V263H26ZM49 264H50V262H49ZM75 264H76V263H75ZM84 264H86V263H84ZM96 264H97V263H96ZM101 264H102V263H101ZM123 264H124V263H123ZM128 264H129V263H128ZM244 264H246V263H244ZM252 264H254V263H252ZM258 264H259V263H258Z\"/></svg>",
	"mask_w": 264,
	"mask_h": 264
}]
</instances>
